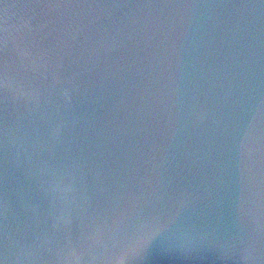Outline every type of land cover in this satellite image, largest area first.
<instances>
[{"label":"water","instance_id":"95a60500","mask_svg":"<svg viewBox=\"0 0 264 264\" xmlns=\"http://www.w3.org/2000/svg\"><path fill=\"white\" fill-rule=\"evenodd\" d=\"M141 241L264 264V0H0V264Z\"/></svg>","mask_w":264,"mask_h":264},{"label":"clouds","instance_id":"9594fccd","mask_svg":"<svg viewBox=\"0 0 264 264\" xmlns=\"http://www.w3.org/2000/svg\"><path fill=\"white\" fill-rule=\"evenodd\" d=\"M4 47L5 48L7 47L6 42H4ZM19 55H20V58L22 59L26 55V53L21 51ZM2 86L4 88H7L13 94H16L17 86L14 81L4 78V81L2 82ZM20 95H25V93L21 92ZM97 240H98V237L90 238V241L93 243L97 242ZM142 244H143V241L138 242L134 245L126 246L124 248H121V249H118L112 252L106 258V260L104 261V264H131L134 258H136V256L139 254ZM83 255H84L83 247L79 249L71 248L65 254V258L62 264H82Z\"/></svg>","mask_w":264,"mask_h":264}]
</instances>
